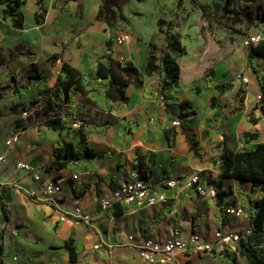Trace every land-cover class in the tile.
<instances>
[{
    "label": "crops",
    "instance_id": "obj_1",
    "mask_svg": "<svg viewBox=\"0 0 264 264\" xmlns=\"http://www.w3.org/2000/svg\"><path fill=\"white\" fill-rule=\"evenodd\" d=\"M29 3L33 4V8L29 12L31 20L28 23L26 7ZM100 4L101 0H28L20 8L25 18L22 28L8 23L4 17L5 5L0 4V93L4 97L5 88L12 86L18 101L25 102L31 96L36 98L39 88L27 82L33 66H38L40 71L49 76V89L55 86L65 62L83 72L94 71L90 61L109 52L111 39L115 40L114 58L130 60L136 66L138 57L142 59L143 66H137L140 78L143 85L150 86L154 92L147 97L144 86L130 84L127 88L129 100L125 103L113 102L110 111L90 105L78 93L73 105L62 107L63 121L70 125L74 122L84 124L90 147L109 156L88 158L79 152L80 159L72 156L70 165L61 169H51L48 165L57 157L65 158L70 143H80V135L70 137L60 134L47 124L25 125L23 114L20 118L10 109L3 113L2 107L6 105L3 104L4 98H0V154H4L9 161L0 166V264H110L113 261L119 264H151L144 260L139 246L149 238L166 240L173 227H181L185 235L200 232L213 237L217 229L238 231L251 226L252 219L225 213L227 206L245 204L251 200L244 194L241 199L232 197L236 192H231L227 197L228 202L223 211L217 206L216 196H202L184 187L168 190L169 201L163 205L150 207L144 203H126L121 205V215L102 208L101 198L111 195L130 173L137 172L136 160L148 163L150 178L158 183L179 175L200 172L205 176L209 171L218 172L224 146L234 151L254 149L264 142V103H259L257 99V93L261 92V75L253 63L256 57H253L251 67L248 65V53L246 56L244 52L238 51L239 57H246L245 66L255 72L253 82L249 81L248 86L237 88L235 80H223L216 71L215 85L207 88L203 94L193 96L189 91H182L179 95L189 100L195 110L183 123L199 141L201 154L191 149L181 126H177L175 146H170L165 128L177 118L180 106H167L157 97L156 88L164 74L158 71L149 75L145 71L151 44L150 34L160 29V25L146 21L141 31L131 35L129 41L117 44V36L130 32L120 30L116 24L98 20ZM37 12L42 13L41 22L36 18ZM186 12L182 7L179 16H185ZM195 22L186 20L185 23L179 17L178 26L175 27L177 31H174L179 33L188 51L184 56L192 59L190 64L201 80L207 69L200 68V55L196 47L191 49L185 41V32L191 26L194 27L191 31L196 37L199 36L200 26ZM195 43L202 46L201 40ZM53 54L60 55L55 63L49 61ZM185 57H179L178 63ZM223 68L232 69L227 63L222 65ZM236 71L232 70L230 76L235 75ZM229 81H234L232 89L235 92L232 99L223 101L220 98L227 92L229 94L230 90L221 94L216 85ZM24 85L29 86L28 93H21L20 87ZM240 88L247 91L243 107L230 112ZM213 97L227 104V107L212 108ZM77 103H83L84 107L82 112L73 116ZM6 116H9L8 124L3 122ZM125 116L132 117L141 126L127 148L120 141L121 122ZM106 122H110L107 132L92 131L95 125L101 126ZM17 132L22 133L20 140L12 147H7L6 140ZM247 132H257L259 138L244 143L242 138ZM18 160H26L37 167L43 179L54 178L62 183L58 206L46 200L42 181L15 168L14 163ZM225 185L226 180L224 188L229 190ZM247 186H250V190L246 191L249 194L251 183L248 182ZM257 197L258 193L253 203ZM75 205L92 214L91 224L74 219L60 220L62 212L71 210ZM6 209L10 213V220L7 219ZM13 228L18 230V234L12 233ZM69 238H74L84 247L76 263L71 260L69 252L60 250ZM97 243H102L103 247L96 249ZM232 254L237 255L240 264L249 263L246 256L236 254V251ZM175 258V264H226L219 253L177 251Z\"/></svg>",
    "mask_w": 264,
    "mask_h": 264
},
{
    "label": "trees",
    "instance_id": "obj_2",
    "mask_svg": "<svg viewBox=\"0 0 264 264\" xmlns=\"http://www.w3.org/2000/svg\"><path fill=\"white\" fill-rule=\"evenodd\" d=\"M28 0H0V4L5 5L4 17L13 26L22 28L24 26V15L20 8ZM126 0H101L99 12L97 14L98 20H105L110 25H114L118 19L117 8ZM142 1V0H139ZM187 0H179L175 17L170 21H160V30L166 24L165 41L159 49L156 44L149 45V55L147 58L145 71L151 75L154 72H161L164 77L160 80L156 91L157 97L161 99L164 96L163 102L170 106L172 104H179L180 111L177 118L181 121V127L186 134L187 140L192 150L200 155V143L191 133L190 129L183 123V120L191 115L195 110L189 100H184L179 95L183 91L180 84V65L177 59L187 54V48L181 42L180 35L174 32L178 26V18L183 5ZM192 2L201 9L202 17L209 21H217L220 25L230 27L237 23H243L244 17L242 14L234 9L229 8L228 3L222 14L212 10L208 3H202L198 0ZM36 18L38 22L42 21V13L37 12ZM115 40L111 39L108 46V53L97 57L90 61V65L94 71L83 72L82 70L65 62L60 70L57 82L51 89L47 88L50 78L48 75L40 71L38 66H33L27 76L29 84H35L40 92L35 98L39 102L45 95H48L47 104L48 111L52 113L51 117L46 121V124L52 127L60 134H66L74 137L76 134L80 135V143H70L66 149V157H57L55 161L48 165L51 169H61L70 165L72 156L81 158L79 152L88 158H104L108 157V153L95 151L90 147L87 133L84 130V124L80 128H74L72 125L63 121L61 116V109L65 106H71L77 99L78 93H81L85 102L101 109L103 111H110L113 107V102L125 103L129 100L127 88L130 84L137 87H143V80L140 78L139 68L130 60L120 61L113 57ZM160 53V54H158ZM253 57L264 59V39L258 42H252L248 45V65L253 67ZM60 58L59 54H53L49 57L51 63H55ZM106 58V61H105ZM216 70L214 67L207 69L205 76L194 82L189 86V93L193 96H198L204 93L207 88L215 85ZM234 86V81L216 85L218 91L223 94L231 90ZM260 87L264 102V81L260 80ZM145 95L150 97L153 95V89L150 86H144ZM30 90L28 85L20 87L21 93H28ZM247 91L240 88L237 92L235 103L230 109V112L243 107V103ZM0 98H4L3 93H0ZM83 103L75 105L73 116H77L82 112ZM212 108L224 109L227 104L221 103L216 97H213L211 104ZM121 144L127 148L132 140L135 132L140 129V124L136 123L132 117L125 116L121 122ZM110 126V122H106L101 126L95 125L92 131L105 133ZM178 134L177 126L169 123L165 128V135L170 146H175L176 137ZM259 138L257 132H247L244 134L242 141L247 143L251 140ZM122 166V165H120ZM148 163L136 160L135 168L141 177L150 179L148 172ZM227 179H234L239 183L250 182L251 193L249 198L253 200V193L258 192V197L255 200L256 213L252 217L251 226L248 229L238 230L240 233H245L241 243L237 245L236 254L246 256L249 260L248 264H264V142H260L254 149H242L234 151L227 146L223 147L220 156L219 171H209L205 176L201 175V183L208 181L217 187V206L223 211L228 202L227 197L232 192L224 188V181ZM30 197L35 199V196L30 194ZM108 211L115 215L123 214L122 206H115L108 209ZM7 219L10 220V213L6 209ZM83 245L77 242L74 238H69L66 243L60 247L62 252H69L73 262L78 261L79 254L83 250ZM214 254H216L214 252ZM220 257L226 264H240L237 255L232 254L228 250L219 253Z\"/></svg>",
    "mask_w": 264,
    "mask_h": 264
},
{
    "label": "rangeland",
    "instance_id": "obj_3",
    "mask_svg": "<svg viewBox=\"0 0 264 264\" xmlns=\"http://www.w3.org/2000/svg\"><path fill=\"white\" fill-rule=\"evenodd\" d=\"M178 1L179 0H126L116 10L118 19L115 24L120 30H128L133 36L141 31L140 29L142 24L146 21L149 22L150 20L152 24L156 23L160 25V21L167 22L173 19L175 17ZM198 1L210 4L212 10L219 14L223 13L225 6L228 3L229 8L240 12L244 17L243 23H237L230 27H225L220 25L215 20L211 22L202 18L199 7H197L192 0H187L183 6V11H187L186 15H180L179 17H182L185 23L186 20L196 21L195 23L200 26V33L198 37H196V35L191 31L194 28L192 26L189 31L185 32L186 43L191 46V49L196 47L197 52L200 55V68L205 70L209 67H214L218 73V77L223 80H235L237 88L239 86H248L247 83L242 80V76L249 77L250 82L252 83L255 78V72L251 68L249 69L245 66L246 57H239L236 52L242 51L244 52V55L246 54L247 56L248 45L245 44L246 38L250 35L257 34L264 37V0ZM32 8V3H29L26 7L28 23L31 20L29 12L32 11ZM165 30L166 24H164L162 30L158 29L150 34L151 43L156 44L159 49L162 47L163 39L166 36ZM175 31H177V28ZM140 39L143 40V38ZM198 40L202 41V46H198V43H195L198 42ZM189 45L188 48H190ZM204 46L206 49H204ZM191 60L192 59L187 56L181 59L179 64L181 67L180 81L184 87V93H188V87L190 84L197 82L200 79V76L193 68L192 64H190ZM224 63H227L232 69H222V65ZM253 63L260 71L261 80H264V59L256 57L253 60ZM137 66H143L142 59L140 57L137 59ZM235 69H237L236 74L230 76V72ZM14 90L15 89L12 86H7L4 90L5 97L3 99V104L6 106L2 107L4 111L3 113L10 109L13 114L15 113L21 118L25 110L28 112V116H26L24 120L25 125L46 124V121L52 115V113L48 111V95H45L39 102L35 101V96H31V98L22 102L15 98ZM229 92V94L227 92L225 96L220 99L223 101H229V98L232 99L235 89H231ZM3 119V122L8 124L9 116L4 117ZM247 185L248 182L239 183L234 179H227L225 186L233 193L236 192L232 195V197H239L237 199H241L243 194L248 197L246 191L247 189L250 190V186ZM257 193L258 192H254L252 194L253 197H255ZM253 202L254 201L250 200L249 202H246L245 205L248 206L249 204H253Z\"/></svg>",
    "mask_w": 264,
    "mask_h": 264
},
{
    "label": "built area",
    "instance_id": "obj_4",
    "mask_svg": "<svg viewBox=\"0 0 264 264\" xmlns=\"http://www.w3.org/2000/svg\"><path fill=\"white\" fill-rule=\"evenodd\" d=\"M131 39V34L125 32L116 38L117 44H124ZM264 39L262 35H250L246 38L245 44L249 45L252 42H258ZM242 80L249 83L247 76H242ZM259 103L263 102L262 93L257 94ZM164 100V96H161ZM23 115L28 116V112L24 111ZM264 119V115L262 116ZM172 125L180 126L181 121L176 118L172 121ZM74 128H80V122L72 124ZM21 132L11 135L6 140L7 147H12L20 140ZM9 161L4 154H0V166L8 164ZM18 170L25 171L33 175L37 181H42L43 191L46 195V200L54 206H58V199L63 190L62 183L54 178L43 179L37 171V167L31 165L26 160H18L14 163ZM184 187L193 190L202 196H216L217 187L210 184L208 181L201 183V173L196 172L190 175H179L163 179L155 183L152 179L141 177L138 172L133 171L128 177L123 180L111 193L101 198V206L104 210H108L115 206H121L126 203H144L150 207L166 204L169 201L168 190ZM225 213L230 216L247 217L252 219L256 213L255 204L230 205L225 209ZM74 219L75 221L91 224L93 217L90 212L79 205H75L71 210L62 212L60 220L67 221ZM13 234H18L16 228L12 229ZM245 233L239 231H223L217 229L213 237H208L200 232H192L185 235L181 227H173L169 237L166 240L149 238L139 246L140 252L144 260L151 264H175V254L177 251H195L200 253H220L224 250L234 252L237 250V245L245 238ZM132 239L133 236H130ZM107 246V245H106ZM103 247L102 243H97L95 248ZM22 264V263H18ZM110 264H119L113 261Z\"/></svg>",
    "mask_w": 264,
    "mask_h": 264
}]
</instances>
